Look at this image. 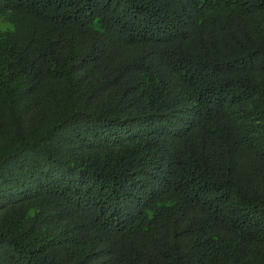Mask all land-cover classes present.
Returning <instances> with one entry per match:
<instances>
[{
	"label": "trees",
	"instance_id": "1",
	"mask_svg": "<svg viewBox=\"0 0 264 264\" xmlns=\"http://www.w3.org/2000/svg\"><path fill=\"white\" fill-rule=\"evenodd\" d=\"M0 264H264V0H0Z\"/></svg>",
	"mask_w": 264,
	"mask_h": 264
}]
</instances>
